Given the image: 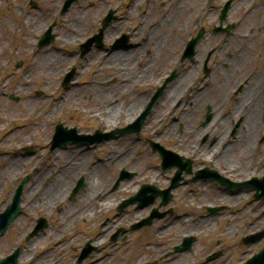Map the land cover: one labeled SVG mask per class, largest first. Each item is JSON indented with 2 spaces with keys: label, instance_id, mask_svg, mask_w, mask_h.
Returning <instances> with one entry per match:
<instances>
[{
  "label": "rangeland",
  "instance_id": "374dc122",
  "mask_svg": "<svg viewBox=\"0 0 264 264\" xmlns=\"http://www.w3.org/2000/svg\"><path fill=\"white\" fill-rule=\"evenodd\" d=\"M26 1L27 0H0V93L8 94V98L0 97V151L8 153L6 157L0 159V212L9 204L13 190L25 175L31 174L35 169L38 170L40 172L39 175H41L44 172V166H47V164L51 167L49 172L57 171L60 163L63 164L66 158L61 159L60 157H62V154L70 155L73 152L76 153V151H72L71 149L69 152H59L56 156L48 154L47 147L51 141L55 125L62 123L67 128L76 126L78 134H93L95 129H100L101 132H108L114 130L116 127L119 128L129 123L119 121L113 125L101 127L103 125L99 121H96L93 116L95 113H99L98 111H100V108L97 107V100L89 98L88 95H92L90 94V89L98 87L99 83L107 79L109 80L111 77L120 76L119 73L111 74L109 65L105 68L106 70H104L105 65H103L102 69H98L99 64L97 61L100 57V53L104 51H100L98 54L94 51L97 54L96 56L94 55L95 57L93 56L95 53L92 52L88 54V57L84 60L77 59L76 56L73 59L67 60L66 58L68 57L69 51H75L78 45H81L86 38L88 39L92 36L97 27V22L100 21L110 9L118 8L117 15H119V18L122 17L123 20L113 23L112 26L118 30L122 28L121 31H124V33H129L133 28H137L138 25L141 26L142 20L148 21L147 23H153L150 25L151 27H158L161 21H167L168 17L173 16L175 13L169 4L166 6L165 3L160 5V2L165 0H80V3H78L77 6H73V9L66 17L56 20L62 0H39L38 4L43 7L41 12L31 11L27 7ZM223 1L225 0H210L208 5V0H201L197 8L195 7V9L183 12L181 18L173 25V28L164 29L163 34L166 40L163 49L159 52H155V50L152 49L149 55L150 58L153 57V53L155 55L154 59H151L154 60L151 66L158 71V74L152 79V84L147 83V85L144 84L141 86L134 85V87L129 89L132 99L139 98L138 94L142 95V97L140 96L141 98L145 95L149 96L175 69L184 73L187 68L194 66L196 68L195 77H199L201 73L200 66L198 68L200 64L198 59L199 56L194 60L199 64L192 65V63L187 61L180 64L179 55L196 28L199 26L208 27L216 23L217 12L212 11L210 14H205L204 7L208 6L207 9L213 10L211 9L212 6L220 7ZM250 1L251 0H236L233 6L235 7L237 4L242 6H240V10L237 12L238 14L236 13V15L232 16L229 21L238 19V16L244 7L246 8L250 4ZM261 1L262 0H257V3L260 4ZM136 2L137 6L133 8V4ZM173 2L176 5L175 0H173ZM91 4V9L86 11L83 10L84 7ZM175 5L174 7H176ZM167 6L171 9H168ZM82 7L83 9H81ZM236 11H238V9ZM166 12H169V14L165 16ZM82 13L85 14V22L83 23L84 29L80 30L78 28V30H76L75 27L73 29V23L79 20V16ZM252 19L253 20L248 18L251 22L246 28L243 29V27H241L240 29V35H245V40L239 41V36L237 35L230 40L226 46L224 37L211 38L207 36L202 39L198 46V55L206 51L203 59L205 61L207 55L212 53L215 49L213 52L215 56L213 57L212 55V62L208 61L209 67H219L223 72H227L228 70H226V68H229L230 71L232 70V73L235 72L237 75L239 74V79L234 83L233 87L236 83L240 82L245 75L248 76L251 74L255 76L254 79H258V87H260L262 92L264 90L261 84L264 83V7L261 9L259 8ZM54 20L56 21L54 33L57 38L53 45L59 47L63 55L56 58L57 60L52 61V59H50L51 55H60L61 53H54L51 51V48L48 47L34 57L33 54L35 52V45L38 37L45 32L47 27ZM64 22H66V25L63 27L61 24ZM117 23H121V27L119 26L120 24ZM184 26L187 27L184 29ZM257 27H259V31ZM248 29L252 30L254 36L250 37V35H248ZM107 32L108 30L106 33ZM144 35L146 34H139V37L132 40V42L135 43L136 41H140ZM119 36L120 34L117 32H108L103 43L104 47L111 45ZM227 47H229L228 51L226 50ZM234 51L240 52V54H236V56L239 57H237L236 60L234 59L235 61L232 60L235 68H233V63H230L232 61H230L227 56L228 53H230V57L233 56L232 54ZM92 58L93 60L91 62L94 63L89 64ZM49 61H51L53 66L43 69L42 65L46 66ZM17 63H21L22 66L16 70L15 66ZM75 67L77 69L76 83L78 85L71 87L68 92H65L60 88L61 83L66 73ZM220 78L221 80L223 79L222 76ZM86 81H91L92 86L88 87L81 85ZM204 82L213 83L214 80L211 77L207 79L198 78L196 82L193 83V87L190 86L189 93H191V91L195 93L196 87H202ZM4 86H6V88H4ZM210 88H212V86ZM215 88L211 89V91ZM231 89L232 88L229 87L227 91L223 93V98L227 99L228 97L229 99ZM36 92L44 93L46 97L40 100L35 97ZM10 97H16L19 100L18 102H13L10 100ZM60 97L65 100H60ZM184 97L185 99L181 103V107H184L185 103H187L186 97H188V95H184ZM77 98H79L80 101H76ZM125 99L129 101L130 98L121 96L118 101L122 100L123 103ZM157 104L158 105L152 110L153 115L151 114L152 116L147 119L146 125L142 130V139L124 137L120 138L118 141L111 140L107 143L105 142L98 147L99 152L96 156L109 161L111 167L105 175L106 180L101 181V183L104 184L105 190L110 188L116 175L115 172L118 170L113 168V161H110L111 159L117 158L115 155H122L124 158L127 157L125 165L122 168H125L128 172H132L135 175L130 182L125 183L121 190L116 192L113 196V205L118 199L124 198L137 191L142 184L151 183L161 188L166 187L168 185V178L173 174L171 170V172H164L163 175L160 173L158 170V156L151 155L150 150L147 149V145L143 140V137L151 138V136H157L149 129L152 125L153 117L156 114L159 116V112L162 108L159 103ZM260 108L261 107H258L257 114ZM201 109L203 113H205L206 106H203ZM202 110H200V112H202ZM140 112L139 110L133 113L132 117L136 118ZM232 122L233 120L228 118L227 123L232 125ZM164 126L165 124L163 123L158 126L159 129L157 128V132L159 135L163 134L161 129H163ZM174 130L177 139L176 142L170 138L158 141L165 145L167 149L173 151H175L174 147L178 143V139L183 137V133H179L177 127ZM259 134L260 127L257 129L255 127L253 130L254 139H256V137L258 138ZM195 146L196 144H192L189 152L184 151L183 147H181L182 149L177 147L180 151L178 153L185 155L187 158H191L192 153L190 152L194 151ZM26 147H32L36 151L35 155L26 157L25 160H29L24 161L19 157H13L16 152L17 155L20 154V148ZM250 150V159L254 160L258 168V173L252 171L246 174L245 180L264 175V144L260 145V147L256 146V144L253 146L251 144ZM90 154L91 153H89V157L91 158ZM240 154V149H236L234 157L238 158ZM57 158L60 163H58L56 167L55 164L57 163L55 162ZM15 159L20 160L22 163L19 164L18 169L16 168L9 172L8 164ZM89 161L93 162L94 157L89 159ZM212 167L216 168V166ZM3 171H5V173L1 175ZM226 178L231 181L236 180L235 182L240 181L239 178L235 177L227 176ZM31 184L32 183H30V185ZM30 185L26 187L22 196L23 205L21 207L23 215L13 224L8 234L0 240V260L5 258L6 255H9L13 248L18 246L21 238L23 240L24 232L26 233L29 231L27 227L30 224L32 216L36 214V211H42L41 206L43 205L39 203V206L37 205L34 207L32 212L27 209L28 206H32L31 201H33L32 195H28ZM97 189H99V187ZM221 190L217 191L213 184H204L201 182L180 187L175 191L174 200L171 203V207H174L175 214L179 216V218H168L156 222L151 229L143 235V239H146L145 242L147 245L145 244L142 248H139L135 242L137 238L133 240L132 244L129 243L130 245L126 249L118 246L106 247L105 250L109 249L114 251V253L118 252L111 259L107 260V258H105L104 260L106 263L103 264H121L116 260V257H118L120 253L123 257H129L132 260L130 264H146L148 262L153 263L154 261H158V264H207L205 263L207 255L220 250L223 251V256L209 264H237L240 261L246 260L254 251H258L263 245V241H261L255 245L244 247L241 244V240L243 237L249 236L254 232L264 231V200L254 201L253 192L243 189L238 193L235 192L232 197H226V199L224 198V200L220 201L219 195L221 194ZM229 198H232L233 203L228 202ZM64 199L65 197L61 198L58 204ZM55 205L56 203L50 204L49 207L47 206L48 208H45H47L49 212ZM207 205L217 207L226 206L224 207V213L226 214L221 217L215 216L201 219V217L206 214L203 207ZM105 206L109 205L106 203ZM89 207L92 209L91 198L89 199ZM110 209L111 207L107 210ZM149 210L150 209L146 211L143 210L140 213L146 216ZM104 213L105 210H103L102 214L104 215ZM133 213L135 212H131L130 215L126 216L125 219L128 221L124 220V222L115 225L109 223V228L112 229L120 225L126 226L130 222L137 221L140 217L134 218ZM85 214L87 215L88 213ZM85 214H78L77 219L79 220L81 216L85 217ZM100 214L101 212L97 213L96 218L86 225L90 228L93 227V233H96L94 231L96 229L94 221L100 217ZM185 216L187 217L185 218ZM89 217L91 216L85 218ZM199 222H201L202 225L199 226V229L195 228V226H198ZM191 223H193L192 226L188 227ZM69 225H73L72 222H70ZM183 235H193L197 237V242L193 249L189 253L180 256H167L172 246L178 244L180 236ZM56 239L58 240L59 238ZM95 239L97 238L94 237V240ZM105 239L106 237H104V240ZM83 240L84 239H82L78 245H80ZM46 241L47 238H43L33 247L25 245L23 254L20 257V264H31L35 256V251L45 249L46 245H49L46 244ZM24 244L23 240L22 245ZM43 245H45V247L41 249ZM53 253L54 252L50 253V256ZM61 253L62 252L52 255V258H55L52 259L53 262L55 261L56 264H73L72 258L69 259L70 255H72L71 253ZM135 258L136 260L134 261Z\"/></svg>",
  "mask_w": 264,
  "mask_h": 264
},
{
  "label": "bare ground",
  "instance_id": "6f19581e",
  "mask_svg": "<svg viewBox=\"0 0 264 264\" xmlns=\"http://www.w3.org/2000/svg\"><path fill=\"white\" fill-rule=\"evenodd\" d=\"M201 0H183L182 4L178 6V9H175V13L172 17H168L167 21L162 22L160 27L154 28L150 32V41L154 43L155 46V52H159L163 49L164 43H165V35L163 34V31L165 28L170 29L173 28V25L181 18V14L185 11H190L191 9L197 8L198 3ZM173 19V20H172ZM249 19H252V16L249 17ZM81 20H84V16L81 17ZM251 20L247 21V24L251 22ZM142 32V30L135 31L136 34H139ZM162 33V36L161 34ZM252 36V35H251ZM154 49V48H153ZM205 53V52H204ZM203 56V53L201 54ZM155 57V56H154ZM58 56L51 55L50 59L52 61L57 60ZM136 60H139L138 62ZM146 57L142 54V51L139 52L136 51L135 53H121V52H114L112 53L107 59H106V66L110 67L111 74L121 72V74H126L121 78V81H124L128 78H131L132 84H142L147 83L150 79H153L155 77V74L157 70L153 68L152 62H148L146 65H144L141 69L136 70V67L138 68V63H142L146 61ZM134 62L137 63V66H134ZM240 63V62H239ZM53 66L51 61L48 62V64L42 65V68ZM232 71V70H231ZM228 72V73H220L222 74L223 80L220 82V85L215 88L216 90L207 92L203 91L201 94L197 95V97L193 100V108L192 109H185V111L181 114V122L187 123V128H185L183 132V137L180 138L179 143H177L174 147L175 150L179 151L177 147H183L184 151L189 152L190 147L192 144L197 143L199 140V137H201L205 131L202 129L197 128V119L200 117L199 110H202L201 108L203 106L209 105L211 107L210 114L215 115V111L217 109H220L225 102V99L223 98V93L227 91V89L233 88L234 83L239 79V76L235 72ZM193 74L188 73L187 75L181 74L178 79H174L170 85L167 88V92H165V99L163 101V106L159 112V116H157L153 122V124L161 125L165 122L164 115L167 113V107H171L174 105L175 101L180 97V95H183L185 91V87L188 85V78H191ZM258 82L257 80L252 81L251 87L246 88L245 93L243 94L241 98V103L236 104L234 106V113L235 114H247V118L245 123L239 126L238 129V139L235 140L234 144L232 146L226 147L222 152L219 149L220 143L225 141L229 137L230 133V127L227 129V124L222 122L220 123L216 128V134L214 132V138L217 139V143L211 147L210 149L208 147H205L201 149L198 154L194 155V158L199 162H210L213 161L217 165L218 169L220 171H223L225 174H228L229 177H235L239 178V180L245 179L246 174L251 173L252 171L254 173H258V168L256 167V164L250 159L249 153L251 144L255 142L254 136H253V130L255 127H257V107L256 104L252 103V96L255 99V96H257V103L264 104V96L260 94L259 89L257 88ZM113 87V86H112ZM94 88L92 89L93 98L94 100H97L99 102V106H102V111H98L99 115L103 117V120H101L102 125L109 126L113 125L116 122H129L133 119V117H128L132 112L135 111V109L140 106L144 105L147 98H141V99H134L131 102H129L128 105H109V102L115 100L117 98L118 93H122L124 90L129 89V83L128 84H121V86L117 85L113 88ZM117 89V90H115ZM76 101H80L79 98H77ZM125 108V109H123ZM139 108H142L141 106ZM194 109V110H193ZM27 110V109H26ZM199 111V117H194L195 111ZM197 111V112H198ZM136 113V112H134ZM175 112L172 110L169 112L170 117L173 116ZM217 114V113H216ZM98 115V116H99ZM238 117V116H237ZM172 118V117H171ZM180 123V121H179ZM174 128L175 124L167 125L163 133L165 135H158L157 130L155 134L161 138H170L172 139V136L174 134ZM206 130V129H205ZM244 131V132H243ZM243 132V133H241ZM234 140V139H233ZM182 149V148H181ZM188 149V150H185ZM236 149H240L241 154L238 159L234 158V152ZM70 158H74L75 162L71 164V166L66 169L63 173L58 175L55 179L54 184H50L46 188H39V184L41 185V182L38 184V179H34V183L30 187V193L33 197L39 199L41 198V203L44 205L54 204L56 200L61 198L64 193L70 188V179L71 175L73 176L76 174V171L78 170V167H80L82 161L86 159V154L84 156H74L70 155ZM125 158L120 157V160L123 161ZM235 162V163H234ZM22 162L20 161H12L10 163L9 168L10 169H18L19 164ZM9 169V170H10ZM101 173H104V169L101 167H96L94 170V173L92 177H101ZM4 174V173H3ZM97 175V176H96ZM99 182L94 183V181H91L90 183V191L91 194H87L86 196L83 195L81 199V203L79 206H70L69 209H67L64 219L67 220L66 222H70L69 220L73 218V214L78 212L81 208V212H91L89 209L88 200L91 196H93L94 191L97 190L99 187ZM102 188V187H101ZM41 189V190H40ZM99 191V189L97 190ZM37 192H40L37 194ZM226 194H221L219 197L220 201L226 199ZM106 201V200H105ZM104 201V202H105ZM233 200L229 198L228 202H232ZM37 206L35 203L32 204V207ZM209 206V205H208ZM202 223L200 222L198 226H201Z\"/></svg>",
  "mask_w": 264,
  "mask_h": 264
},
{
  "label": "water",
  "instance_id": "95a60500",
  "mask_svg": "<svg viewBox=\"0 0 264 264\" xmlns=\"http://www.w3.org/2000/svg\"><path fill=\"white\" fill-rule=\"evenodd\" d=\"M246 264H264V250L260 253V255L256 256L252 261L247 262Z\"/></svg>",
  "mask_w": 264,
  "mask_h": 264
}]
</instances>
